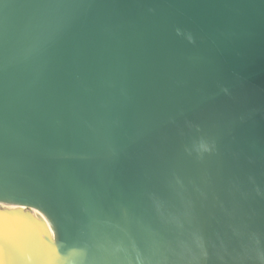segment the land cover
<instances>
[{
  "label": "water",
  "instance_id": "1",
  "mask_svg": "<svg viewBox=\"0 0 264 264\" xmlns=\"http://www.w3.org/2000/svg\"><path fill=\"white\" fill-rule=\"evenodd\" d=\"M0 264H264V0H0Z\"/></svg>",
  "mask_w": 264,
  "mask_h": 264
}]
</instances>
